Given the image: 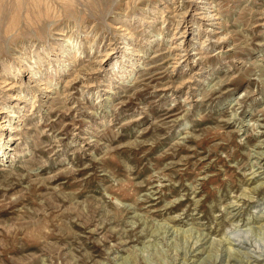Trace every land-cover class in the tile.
I'll return each instance as SVG.
<instances>
[{
    "label": "rangeland",
    "instance_id": "1",
    "mask_svg": "<svg viewBox=\"0 0 264 264\" xmlns=\"http://www.w3.org/2000/svg\"><path fill=\"white\" fill-rule=\"evenodd\" d=\"M2 143L0 264H264V0H0Z\"/></svg>",
    "mask_w": 264,
    "mask_h": 264
},
{
    "label": "bare ground",
    "instance_id": "2",
    "mask_svg": "<svg viewBox=\"0 0 264 264\" xmlns=\"http://www.w3.org/2000/svg\"><path fill=\"white\" fill-rule=\"evenodd\" d=\"M12 113H13V112H12ZM9 117L12 118V117H14V116L11 115V116H9ZM7 131H8L10 134L13 133V132H14V133L16 132V131H14L13 129L11 130V127H8V130H7ZM1 137H2V136H1ZM12 139H13V138H12ZM10 140H11V138H9L8 141H7L6 143H8ZM13 140H14V139H13ZM4 145H5L4 143L0 144V150L2 151V152H1L2 155H3V154L5 155V149H6L5 146H6V145H5V146H4ZM260 148H263V147H260ZM7 149H8V148H7ZM259 178H261V177L259 176V174H252V177L250 178V179H251V183H253L254 181H259V180H258ZM260 187H261V186H260ZM196 243H197V241H196ZM202 245H203V244H202ZM198 246H199V245H198ZM194 247H195V246H194ZM194 247H193V248H194Z\"/></svg>",
    "mask_w": 264,
    "mask_h": 264
}]
</instances>
